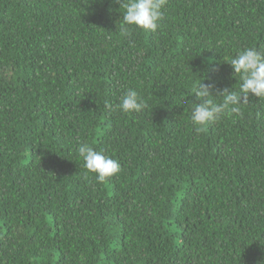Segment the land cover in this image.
Instances as JSON below:
<instances>
[{
	"label": "trees",
	"instance_id": "16d2710c",
	"mask_svg": "<svg viewBox=\"0 0 264 264\" xmlns=\"http://www.w3.org/2000/svg\"><path fill=\"white\" fill-rule=\"evenodd\" d=\"M121 11L0 0V264H264V99L191 121L200 83L239 91L227 61L264 50V0H168L129 37ZM82 143L120 173L98 182Z\"/></svg>",
	"mask_w": 264,
	"mask_h": 264
},
{
	"label": "clouds",
	"instance_id": "9594fccd",
	"mask_svg": "<svg viewBox=\"0 0 264 264\" xmlns=\"http://www.w3.org/2000/svg\"><path fill=\"white\" fill-rule=\"evenodd\" d=\"M120 5L122 20L117 32L123 37L131 36L135 29L155 32L165 18L168 0H114ZM236 77H239V91L220 90L215 84L200 83L195 89L198 103H193L191 121L199 126L197 131L221 119L225 114H242V105L250 97L264 99V50L250 47L240 51L227 61ZM217 97L222 101L217 103ZM111 109L112 106L106 105ZM116 107L127 113H139L145 107L143 99L135 89H129ZM78 154L84 167L96 175L98 182L117 176L121 171L119 161L105 155L103 150L96 151L87 143L78 147Z\"/></svg>",
	"mask_w": 264,
	"mask_h": 264
}]
</instances>
